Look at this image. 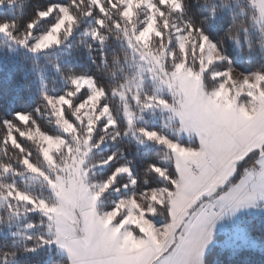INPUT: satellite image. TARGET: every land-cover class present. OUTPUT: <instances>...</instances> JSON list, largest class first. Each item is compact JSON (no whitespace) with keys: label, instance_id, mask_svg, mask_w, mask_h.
Returning <instances> with one entry per match:
<instances>
[{"label":"snow or ice","instance_id":"snow-or-ice-1","mask_svg":"<svg viewBox=\"0 0 264 264\" xmlns=\"http://www.w3.org/2000/svg\"><path fill=\"white\" fill-rule=\"evenodd\" d=\"M13 2L8 0L9 4ZM232 4L240 5V0H232ZM6 6L5 0H0V8ZM231 6L229 0H220L219 10ZM247 6L256 8L258 15L250 23H243L239 18L247 15L248 8L239 7L231 14L227 34L241 47L233 29L243 32L251 53V29L255 28L264 53V3L247 0ZM219 10L213 5L197 22L188 16L186 0H50L34 10L20 36L14 31V19L0 20V35L33 54L64 45L78 35L79 44L89 51L88 61L97 65L95 72L70 67L65 73L57 64L64 87L53 88L50 93L42 84L44 112L38 105L31 111L16 110L10 117L0 114V145L4 146L0 178L14 177L22 170L42 181L40 194L20 189L14 180L0 182V264H12L18 255L34 254L40 248L60 250L66 264H208L206 253L216 221L226 213L234 214L258 202L264 204V173L257 176L240 168L250 159L257 168L264 167V71L241 73L243 80L236 91L248 95L252 105L237 106L236 113L226 118L231 128L225 133L239 137L241 146L223 178H213L209 162L220 135L212 122L215 117L198 128L190 141L183 128L177 137L137 124L143 113L157 107L171 111L181 123L184 112L175 99L185 73L196 75L201 85L209 76L221 80L214 96L234 83L233 61L223 54L206 28L211 27ZM41 23L45 25L43 30L39 28ZM113 35L124 46L122 58L108 54ZM157 39L158 50L152 47ZM67 48L71 50L72 44L67 43ZM251 59L249 56V63ZM130 62L137 67L131 75L124 67H131ZM145 64L152 77L168 88L170 97L143 93ZM218 65H224V71H217ZM117 66L123 78L106 85L105 79L116 78ZM101 68L103 79L98 75ZM117 98L122 104L119 112L110 102ZM38 114L45 116L54 130L44 128ZM129 134L139 144L152 141L166 150L163 161L145 162L143 173L151 176V181L137 175L119 148L94 159L102 144L109 140L118 143ZM194 140L197 143L193 144ZM189 143L190 161L185 155ZM178 144L181 151L172 152ZM8 149L14 153L12 159L8 158ZM105 168L108 174L96 179L94 173ZM237 171L241 175L234 181ZM79 196L86 199L87 210L80 235L72 233L73 242L79 245L77 254L68 242L71 229L66 218ZM108 198L112 200L109 210L100 213L99 204ZM144 200L149 202L147 207L141 205ZM161 208L167 213L163 224L157 223ZM141 213L147 230L129 222L132 215ZM37 227L42 231L37 233L34 246L25 243L17 251L13 239L8 241L11 250L4 247L5 229L13 238L22 236L27 242L33 239L30 230ZM130 240L134 247H128Z\"/></svg>","mask_w":264,"mask_h":264},{"label":"trees","instance_id":"trees-1","mask_svg":"<svg viewBox=\"0 0 264 264\" xmlns=\"http://www.w3.org/2000/svg\"><path fill=\"white\" fill-rule=\"evenodd\" d=\"M50 0H14L9 4L8 0H5L6 7L0 8V20H15L16 28L15 33L20 36L25 30V24L32 18L35 9L42 7L44 4L49 3ZM60 2V0H57ZM188 8V16L193 20L199 22L200 18L208 15V10L215 5L217 9H220V0H208L205 4L204 0H186ZM231 8H224L219 10L217 15L211 20V27H207V30L211 34V38L214 42L219 43L220 48L223 50V54L233 61L232 67L238 69L241 72L249 73L256 70L264 71V53L261 52L260 43L257 39V32L255 28L251 29V40L253 45V51L250 53L247 50V44L244 42V33L238 32L236 28L233 29V35H239L241 39V47H239L235 40L227 34V24L231 20V14L238 11L241 6L247 7V15L240 17V21L243 23H250L254 15H258L256 8L248 7L246 0H240V5L232 4V0H229ZM181 23L180 21H176ZM39 28L43 30L45 25L41 23ZM111 43L109 45L108 54L119 55L121 58L124 55V46L121 44L119 38L115 35L111 36ZM67 43L72 44L71 50L67 48ZM152 47L154 49L160 48V41L157 39ZM241 48L243 49V55H240ZM70 52V54H69ZM95 46L92 48V54L95 55ZM251 56V63L248 62V57ZM89 51L82 44H79V36L71 38L66 44L60 45L56 48L50 49L47 52H41L33 54L29 51L20 50L17 54H7L6 56L0 55V114L10 117L16 110H34L38 105L41 112H44V106L42 102L41 87L45 84L48 92H52L53 88L57 90H63L64 82L61 80V73L57 71L56 65L58 64L62 71L65 73L68 69L75 68L80 70H87L95 72L97 65H94L88 61ZM129 65H124L126 72L131 75L137 71V67L134 62H130ZM111 67V65H110ZM149 65H144V77L143 93L149 95H165V89L167 87L159 83L158 79H154L152 74L147 71ZM225 69L224 65H218L217 71ZM103 79L104 69L98 73ZM189 77L187 73L183 76ZM122 74L119 72L117 66V76L115 79L108 77L105 79L106 85H112L121 80ZM190 78V77H189ZM219 79L209 78L204 80L205 87L210 90L216 87ZM163 88H161V87ZM161 88V89H160ZM142 93V94H143ZM111 105L114 111H121L122 104L119 99H112ZM156 115L154 120L148 118L151 111L144 113L146 119L138 120L137 124L145 125L150 128L162 129L167 135H171L167 132V128L162 126V123L166 122V114L163 111H153ZM37 118L42 123V126L47 129L54 130V125L47 123V118L42 114H38ZM171 124L176 126L178 123L171 121ZM139 135V134H138ZM143 139V137H141ZM187 142L186 140L184 141ZM30 150L34 152L32 146H28ZM119 148L125 160L131 162V167L137 172V175L141 179L152 180L151 176H144L143 168L146 161L164 160L166 156V150L162 145L156 144L152 141H146L144 144H139L136 137L129 134L127 137L121 139L118 143H112L111 140L102 144L94 154V159L99 160L104 155L110 154L112 151ZM4 146L0 145V152H3ZM9 159H12L14 153L12 149H8ZM35 155V152H34ZM254 159H250L241 164L240 168H243ZM109 170L107 168L97 170L94 173L96 179L107 175ZM241 175L238 171L233 178L236 181ZM96 179L91 182L95 183ZM15 183L20 189H28L34 194H40L42 192V181L34 179V176L30 173H24L21 170V174L16 176H8L0 178V182ZM46 195V193H44ZM111 198L105 199L98 206L99 210H109L111 206ZM157 223L163 224L166 221V210L161 208L158 210ZM33 218V222L39 224L38 220ZM23 223V220L20 222ZM246 226V238L244 240L236 239L234 241H228L225 239L224 234L221 232H213V239L210 247L207 250L206 257L208 264H264V211H260L256 214H246L241 224ZM20 231H24L21 227ZM33 239L31 241H25L22 236L13 238L5 229L3 235L5 239V248H9L8 241L15 239L16 250L19 251L27 243L30 246H34L38 243L36 239L37 233L42 231L39 227L30 230ZM2 250V249H0ZM12 264H66L65 259L57 255L55 248L49 250L47 248H40L34 254L18 255Z\"/></svg>","mask_w":264,"mask_h":264},{"label":"rangeland","instance_id":"rangeland-1","mask_svg":"<svg viewBox=\"0 0 264 264\" xmlns=\"http://www.w3.org/2000/svg\"><path fill=\"white\" fill-rule=\"evenodd\" d=\"M20 50L27 51V49L19 46L11 38L0 35V55L6 56L7 54H17ZM231 69L234 83L229 84L227 89L220 91V95L218 96H214L213 93L220 89L222 83L221 80L217 82L218 84L216 85L215 90L209 91L205 87L206 85L204 84V81L201 85V82L197 79L196 75L188 74L190 78L187 75L186 77L182 75L181 87L175 99V103L180 105L182 108L184 117L181 123L177 124L176 126L171 124V121L177 122V119L173 116V113L171 111L162 110L159 107L151 110V114L148 117L151 118V120H154L156 114L153 111H163L166 114V122L162 123V126L168 129L167 132L169 131V134H175L177 137H179L180 129L183 128L186 133L185 138L189 141L191 140V137L196 134V130L204 126L201 122L197 121V118L204 120L205 123L206 121H209L210 118L215 117L216 119L212 122L220 130V135L218 139L217 150L209 158L213 172V178H223V174L226 173L231 158L235 156L241 146L239 137L230 132L225 133V129L231 128V123L226 118L236 113L237 106L251 107L252 105V100L248 95L243 93L238 94L236 91V89L240 87L243 80L241 73L245 72H241L232 66ZM219 71L222 72L224 69ZM165 91L166 93L170 94L168 88L165 89ZM232 101H235V103H232ZM262 103H264V101H262ZM203 109H205L204 112ZM142 115L144 118L140 120L146 119L145 114L143 113ZM192 143L195 144L197 142L194 140ZM181 147L182 146L178 144L172 149V152L179 153L181 151ZM191 150L192 145L189 143L188 148L185 150L186 158L189 161L193 159V157L188 155V152ZM250 163H248L245 167L246 169H253L251 173H255L257 176H259L264 172V167L257 168L254 161V167L251 166ZM249 166H251V168H249ZM245 167L243 169H245ZM34 179H39L41 181L39 177H34ZM148 203L149 202L147 200L141 201V205L143 207H147ZM86 210L87 201L83 196H79L78 204L73 205L72 209L70 210V214L66 218L67 224L71 229V232L68 236V242L72 244L74 249H79V245L73 242L72 233L75 235H80L84 222L83 213ZM98 211L103 213L107 210L98 209ZM260 211H264V204L258 202L253 206L243 208L234 214L230 212V215L227 214L225 217L222 216L220 220L215 223L213 232H221L228 241H234L236 239L244 240L246 238V226L245 223L241 224V221L244 220L246 214H256ZM129 222L140 225L144 230L148 229L147 222L145 221L142 213L140 215H132ZM128 247H134V244L131 240L128 241ZM55 251L59 257L64 258V255L60 250L55 248Z\"/></svg>","mask_w":264,"mask_h":264},{"label":"crops","instance_id":"crops-1","mask_svg":"<svg viewBox=\"0 0 264 264\" xmlns=\"http://www.w3.org/2000/svg\"><path fill=\"white\" fill-rule=\"evenodd\" d=\"M261 3H264V0H261ZM216 88H213V89H210L209 91H212V90H215ZM204 110L205 109H203V112H204ZM197 121L198 122H201L203 125H204V120H202V119H199V118H197ZM250 165L251 166H253V161L250 163ZM254 167V166H253ZM245 169H246V167H245ZM249 170V172H251V171H253V169H248ZM264 173V172H263ZM240 178V177H239ZM239 178L237 179V180H239ZM230 213V212H229ZM229 213H226L225 215H227V214H229ZM233 214V213H232ZM225 215L223 216V217H225ZM230 215V214H229ZM220 219H218L217 221H219ZM216 221V222H217ZM211 244V243H210ZM209 248V247H208ZM77 250V254L79 253V249H76Z\"/></svg>","mask_w":264,"mask_h":264},{"label":"built area","instance_id":"built-area-1","mask_svg":"<svg viewBox=\"0 0 264 264\" xmlns=\"http://www.w3.org/2000/svg\"><path fill=\"white\" fill-rule=\"evenodd\" d=\"M249 168H251V166H249Z\"/></svg>","mask_w":264,"mask_h":264}]
</instances>
